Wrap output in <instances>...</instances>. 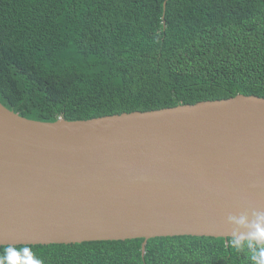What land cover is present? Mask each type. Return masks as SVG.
<instances>
[{
	"label": "water",
	"instance_id": "water-1",
	"mask_svg": "<svg viewBox=\"0 0 264 264\" xmlns=\"http://www.w3.org/2000/svg\"><path fill=\"white\" fill-rule=\"evenodd\" d=\"M177 235L264 242V97L54 122L0 102V246Z\"/></svg>",
	"mask_w": 264,
	"mask_h": 264
},
{
	"label": "trees",
	"instance_id": "trees-1",
	"mask_svg": "<svg viewBox=\"0 0 264 264\" xmlns=\"http://www.w3.org/2000/svg\"><path fill=\"white\" fill-rule=\"evenodd\" d=\"M237 94L264 97V0H0V102L24 117L86 120ZM143 242L15 247L44 264H264L255 239L155 237L144 256Z\"/></svg>",
	"mask_w": 264,
	"mask_h": 264
},
{
	"label": "clouds",
	"instance_id": "clouds-1",
	"mask_svg": "<svg viewBox=\"0 0 264 264\" xmlns=\"http://www.w3.org/2000/svg\"><path fill=\"white\" fill-rule=\"evenodd\" d=\"M0 264H44L41 259L36 258L32 249L28 246L17 248L6 246L0 255Z\"/></svg>",
	"mask_w": 264,
	"mask_h": 264
}]
</instances>
